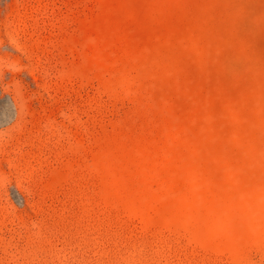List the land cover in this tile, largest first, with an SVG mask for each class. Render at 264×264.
<instances>
[{
  "label": "rangeland",
  "instance_id": "rangeland-1",
  "mask_svg": "<svg viewBox=\"0 0 264 264\" xmlns=\"http://www.w3.org/2000/svg\"><path fill=\"white\" fill-rule=\"evenodd\" d=\"M0 264H264V0H0Z\"/></svg>",
  "mask_w": 264,
  "mask_h": 264
}]
</instances>
